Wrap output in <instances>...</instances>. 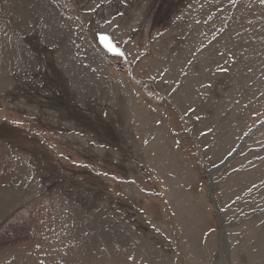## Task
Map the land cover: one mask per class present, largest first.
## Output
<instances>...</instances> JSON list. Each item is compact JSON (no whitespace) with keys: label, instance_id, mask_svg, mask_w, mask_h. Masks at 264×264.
Here are the masks:
<instances>
[{"label":"rangeland","instance_id":"374dc122","mask_svg":"<svg viewBox=\"0 0 264 264\" xmlns=\"http://www.w3.org/2000/svg\"><path fill=\"white\" fill-rule=\"evenodd\" d=\"M0 264H264V0H0Z\"/></svg>","mask_w":264,"mask_h":264},{"label":"snow or ice","instance_id":"6c2138e0","mask_svg":"<svg viewBox=\"0 0 264 264\" xmlns=\"http://www.w3.org/2000/svg\"><path fill=\"white\" fill-rule=\"evenodd\" d=\"M101 41L105 42V47H107L109 51L117 55H122V53L119 52V49L109 42V38L107 36H101Z\"/></svg>","mask_w":264,"mask_h":264},{"label":"water","instance_id":"95a60500","mask_svg":"<svg viewBox=\"0 0 264 264\" xmlns=\"http://www.w3.org/2000/svg\"><path fill=\"white\" fill-rule=\"evenodd\" d=\"M233 153H234V152H233ZM233 153H232V154H233ZM232 154H231V155H232ZM231 155L227 156L226 159L229 158ZM226 159H225V160H226Z\"/></svg>","mask_w":264,"mask_h":264},{"label":"trees","instance_id":"16d2710c","mask_svg":"<svg viewBox=\"0 0 264 264\" xmlns=\"http://www.w3.org/2000/svg\"><path fill=\"white\" fill-rule=\"evenodd\" d=\"M25 230V229H24ZM8 230L6 229V232H7Z\"/></svg>","mask_w":264,"mask_h":264}]
</instances>
